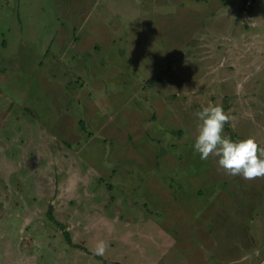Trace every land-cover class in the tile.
<instances>
[{"label": "rangeland", "instance_id": "374dc122", "mask_svg": "<svg viewBox=\"0 0 264 264\" xmlns=\"http://www.w3.org/2000/svg\"><path fill=\"white\" fill-rule=\"evenodd\" d=\"M159 1L0 0V154L21 172L9 186L0 171V264L264 258V178L193 148L208 104L229 114L224 135L264 147V75L245 86L220 40L202 61L186 12Z\"/></svg>", "mask_w": 264, "mask_h": 264}, {"label": "crops", "instance_id": "0c3cea01", "mask_svg": "<svg viewBox=\"0 0 264 264\" xmlns=\"http://www.w3.org/2000/svg\"><path fill=\"white\" fill-rule=\"evenodd\" d=\"M167 2L171 3L169 0L159 1L165 6H167ZM173 3L179 4L180 8L186 12V17L183 21L181 20L187 30L185 43L190 46L191 50L199 46L202 61H210V57L215 56L214 53H216L212 49L205 52L208 48V41H217L219 45L223 43L228 52V59L233 63L231 70L235 69L236 71L235 76L247 78L245 86L253 87L254 77L259 79L257 82L259 84L261 76L264 75V0H251L250 5H247L245 0H173ZM173 12L177 13L172 10ZM219 40L222 41L221 44ZM198 60L200 59L198 58ZM217 70L215 74L225 75L222 68ZM259 99L262 98L259 96ZM4 126L6 125L4 124ZM10 141L12 143L13 139L6 140L4 138V148L11 145ZM35 143L32 140L27 141L28 146ZM52 149L53 147H51ZM33 155L35 156V154ZM34 156L28 158L27 166L33 168L37 166L33 164L35 160L30 161ZM0 157L4 158L0 171L2 176L8 179L7 185L11 186L13 182L11 175L14 174L18 179L21 177V172L15 174L17 169L16 166H13L15 160L8 158L9 156L6 154H0ZM49 210L52 214L51 204H49L47 213ZM254 251L255 249H253ZM246 252L249 255H251L250 252L252 253L250 249ZM245 257H241L239 262H242ZM235 261V259L231 260V262ZM223 263L225 262L219 264ZM260 264H264V258L261 259Z\"/></svg>", "mask_w": 264, "mask_h": 264}, {"label": "clouds", "instance_id": "9594fccd", "mask_svg": "<svg viewBox=\"0 0 264 264\" xmlns=\"http://www.w3.org/2000/svg\"><path fill=\"white\" fill-rule=\"evenodd\" d=\"M200 121L193 148L201 160L217 158V164L225 174L240 176L247 181L264 178V147L254 136L233 140L224 135L230 116L220 104H208L196 113ZM108 248L106 241H98L95 255L103 256Z\"/></svg>", "mask_w": 264, "mask_h": 264}, {"label": "trees", "instance_id": "16d2710c", "mask_svg": "<svg viewBox=\"0 0 264 264\" xmlns=\"http://www.w3.org/2000/svg\"><path fill=\"white\" fill-rule=\"evenodd\" d=\"M230 135H231V137H232L233 140H237V139H239L238 136H237L234 132H230ZM47 215L49 216V218H50L52 221L56 222L50 211L47 213ZM56 223H57V222H56ZM58 224H59V223H58ZM62 229H63V228H62ZM63 234L65 235V237H66V239L68 240V242H71L70 237L68 236V232L63 230Z\"/></svg>", "mask_w": 264, "mask_h": 264}, {"label": "built area", "instance_id": "2783aa9c", "mask_svg": "<svg viewBox=\"0 0 264 264\" xmlns=\"http://www.w3.org/2000/svg\"><path fill=\"white\" fill-rule=\"evenodd\" d=\"M246 4H250V1H246Z\"/></svg>", "mask_w": 264, "mask_h": 264}]
</instances>
